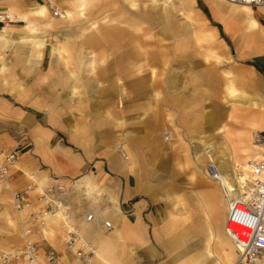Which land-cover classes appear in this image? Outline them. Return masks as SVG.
Segmentation results:
<instances>
[{"label": "crops", "instance_id": "0c3cea01", "mask_svg": "<svg viewBox=\"0 0 264 264\" xmlns=\"http://www.w3.org/2000/svg\"><path fill=\"white\" fill-rule=\"evenodd\" d=\"M194 2L206 21L201 30L212 32L213 47L219 46L216 60L206 59L208 42H198L193 34L196 45L205 42L203 60L173 59L177 71L164 69L162 62L158 81L152 76L158 58L144 57L151 69H144L147 87L142 89L126 88L142 74L133 65L127 72L103 66L91 79L107 83L95 88L83 82L79 91L73 70L66 68L64 76L50 65L44 70V55L29 54L30 40L22 38L29 16L23 15L38 1L0 0V9L13 16L0 25L6 29L0 39V146L21 147L8 185L22 189L30 174L40 185L58 176L67 190L64 220L51 217L39 226L33 213L45 205L36 192L31 206L19 213L23 231L32 228L40 264H48V250L57 264H82L63 241L68 228L86 242L89 264H211L217 259L226 264L233 250L225 232L228 200L216 182L201 175V165L210 157L218 164L223 155L234 161L233 142L251 139L254 131L264 133V9L251 8L259 23L251 32L229 15L232 5ZM189 41L178 40L176 48L181 51ZM133 63L138 65V58ZM63 94L67 97L59 100ZM73 94L103 97L75 101L69 98ZM208 148L211 156L204 154ZM84 177L91 188L80 182ZM88 213L95 219L86 220ZM104 220H110L109 228ZM210 230L224 237L226 252L216 242L206 247ZM202 256L213 258L198 263Z\"/></svg>", "mask_w": 264, "mask_h": 264}, {"label": "rangeland", "instance_id": "374dc122", "mask_svg": "<svg viewBox=\"0 0 264 264\" xmlns=\"http://www.w3.org/2000/svg\"><path fill=\"white\" fill-rule=\"evenodd\" d=\"M36 1L46 5L48 7V12L46 16H29L24 22L25 31L23 32L24 35L22 38L30 40L29 44L31 45L29 47V54L32 57L37 54L39 56L42 54L44 55V70L50 65L54 71L56 70L59 74H62V76L65 75L63 73L66 68H68L70 72L73 70V73L70 75L74 78L71 80L74 84L73 87L76 88L78 86L79 91H82L83 82L85 85H93L95 88L103 86L106 81L102 78L98 80L91 78L99 68L103 66L107 67L108 65L117 72L119 70H124L126 72L131 71L130 66L133 65L134 71L136 73L141 72L142 74H138L133 80H128L126 82V88L141 87L142 89L144 85L142 79H144L143 76L145 74L143 71L146 69L148 72L151 69H147V66L145 67L147 64L144 58L145 52L154 54V56L158 58V62L152 65L154 67V73L152 75L153 80L158 81H161V72L163 70L162 62L165 64L164 69L167 70L170 67V70L177 71V61H173V59H180L184 62L185 60H193V57H197V59L203 60L201 52H204L202 47L205 45V42L196 45L192 40H194L193 28L194 30L197 29L199 24L203 26V23L206 21L202 14L199 12L196 13L197 5L194 0H55L54 9H51L45 0ZM187 1H190V6L185 5ZM132 2L136 4L132 5ZM260 8L264 9V7ZM57 10H62L63 16L56 17V15H59L57 14ZM138 14L143 15H139L136 18ZM188 14L194 21L187 17ZM114 18L119 20L118 24L122 25L123 28H128L138 34L139 39L130 45L133 47L134 51H136L137 55H126L121 58V56L118 55L120 52L125 54L129 46H124L120 48L121 51H119V49L113 48L112 43L108 41V39H104L101 32L106 28H111V22ZM130 18L137 21L136 27H139L138 29L129 26ZM195 24L197 27H194ZM32 27H37L35 32L30 31ZM183 39H190V45L180 51L176 46L178 40ZM39 41L42 43L41 46H38ZM101 42H105L106 47L103 45L97 46V44ZM58 46L63 47L64 51H62V53L59 52ZM215 53L217 54V51H215ZM136 58H138V65L133 63ZM212 60L216 59L212 58ZM31 65H33V63H31ZM64 81L65 79L61 84L63 87L66 86V82L64 83ZM145 87H147V85L143 86V88ZM116 88L120 90L124 89V87L119 86V84H117ZM72 96L75 101L80 97H89L90 102L97 101L103 97L101 95L92 94H73L69 96V98H72ZM66 97L67 96L64 94L58 96L59 100ZM222 130L220 132H222ZM251 141L252 137L248 139V142ZM167 142H172L170 134ZM234 143L235 142H233V144ZM210 151V148L205 149L204 154L211 156ZM248 155H251V151L245 154H238L234 162L237 164L242 163L246 158L251 159ZM228 158V156L223 155L218 164L213 161L217 169L222 171L221 173L223 175L229 173L230 163ZM196 159L197 158L194 157V160ZM210 159L213 160L212 157H210ZM207 162L201 165V175L216 182L219 187L225 191L226 187L223 185L222 179L209 178L205 174L204 167ZM185 181L188 183L190 179L185 177ZM10 189L9 185L0 187V251L22 246V235L24 231L19 217L21 211L15 210L12 206L10 202ZM184 193L187 195L190 191ZM183 203H185V201ZM222 241L216 243L220 246L221 250L225 251L226 241L224 237ZM233 251L235 254L232 258V262L236 256L234 244ZM211 258L213 257L202 256L200 258L201 260H198V263H201V261L204 262L205 260L207 261V259ZM219 260L220 259H217L211 264H218Z\"/></svg>", "mask_w": 264, "mask_h": 264}, {"label": "built area", "instance_id": "2783aa9c", "mask_svg": "<svg viewBox=\"0 0 264 264\" xmlns=\"http://www.w3.org/2000/svg\"><path fill=\"white\" fill-rule=\"evenodd\" d=\"M54 9L52 0H45ZM231 3L246 4L251 8L264 6V0H227ZM10 16L0 9V25L10 22ZM165 140L169 134L164 133ZM252 142L264 151V133L254 131ZM125 157L122 148L119 147ZM21 153L19 145L14 147L0 146V186L9 183L12 168L18 163ZM205 174L218 179V169L211 160L204 167ZM239 195L232 196L226 189L224 195L228 200V211L225 221V232L236 247V258L232 264H264V156L250 162L249 177L239 184ZM10 202L15 210L21 211L31 206V195L36 192L38 200L45 207L33 213L37 224L44 227L51 217L66 218L65 203L67 190L60 177L52 176L40 185L34 175H29V182L22 189H10ZM95 219L93 213L86 215V220ZM106 228L111 226L110 220H104ZM62 226H66L63 222ZM32 228H26L22 235V246L0 251V264H40L39 249L31 239ZM66 247L73 252L82 264L91 262V251L86 250V242L79 238L74 228H68L63 236ZM48 264H57L58 257L52 250L44 253Z\"/></svg>", "mask_w": 264, "mask_h": 264}, {"label": "bare ground", "instance_id": "6f19581e", "mask_svg": "<svg viewBox=\"0 0 264 264\" xmlns=\"http://www.w3.org/2000/svg\"><path fill=\"white\" fill-rule=\"evenodd\" d=\"M212 1L218 3V8H223V6H225V4L232 5L233 8L231 10H229V11H227V10L226 11L229 13V15H231V17L238 18L240 23L243 26H245V28L248 29L249 31L254 32L256 30V28H258L257 26L259 25V23H257V21L252 16V9H251L250 6H248L246 4L231 3V2H228L227 0H212ZM79 3H81V2H79ZM52 4L55 6V0H52ZM135 4L136 3L132 2V5H135ZM190 4H191L190 1H187L185 5L186 6H190ZM239 5H242V6H239ZM48 6L51 7L49 5V3H48ZM261 7H264V6H261ZM229 8H231V7H229ZM84 10H86V9H84ZM47 12H48V7L46 5H44L42 3H36L34 6L30 7L29 10L26 12V14L23 15V16H25V18H27V16H36V15L46 16ZM7 14L10 16V18H11L10 22H11L13 16L10 13H7ZM57 14H59V15H56V17L63 16V11L62 10L61 11L57 10ZM139 15L142 16L143 14H138L136 16V18ZM144 15H145V13H144ZM187 17L190 18L191 20H193L189 14L187 15ZM118 21H119L118 19H115V18L112 19L111 28H106V29L102 30L101 33H102L104 39H108V41H110L112 43L113 48L119 49V51H121L120 48H123L124 46H129V49H126L125 54L124 53L122 54V52H120V54L118 56H121V58H123L126 55H129V56L137 55L136 51H134L133 47L130 46V45H132V43L134 41L136 42V40L139 39L138 34L136 32H134V31H131L128 28L127 29L123 28L122 25L118 24ZM7 23H9V22H7ZM7 23H3L2 25L7 24ZM129 26H133L134 28H137V29L139 28V27H136L137 26V21L136 20H132V18H130ZM36 28L37 27H32L30 31L31 32H35ZM202 28H203V26H201L199 24V27L194 30L193 34H194V36H195V38H196V40L198 42H200V41H207L208 42L209 46H208V49L206 50V53H205L206 59H209L210 57L211 58L212 57L216 58L218 55L215 53V51H218L219 46L213 47V45H215V43H217L216 40H215V36L213 35L212 32L202 31L201 30ZM5 32H6V29L0 30V39H3V36L5 35ZM39 42H38V46H41L42 43L41 42L39 43ZM58 50H59L60 53H62V51H64L63 47H61V46H58ZM145 57H146V59L150 60V57H152V54L149 53V52H145ZM143 72H145V71H143ZM143 86H142V88H143ZM221 130H222V128L220 129V131ZM233 146H234V151L236 153L235 155H238V154H241V153L245 154L248 151H251V155H248V157L251 158V159H247L246 158V159H244V161L242 163H237L236 164L234 161H232V159L228 158V161L230 163L229 173L227 175H223L221 173L222 171L220 169H218L219 170L218 171L219 172L218 178L222 179V183L226 187V189H230L231 190V195L232 196H238L239 195V187H238L239 184H241L243 182H246L247 178L249 177L250 162L252 160L258 159L262 155H264V151H262L259 147L253 145L252 141L248 142V139H240L239 138L233 144ZM80 182L82 184L90 185L89 186L90 188L92 187V185H91L92 182L87 177H84ZM8 184L9 183L5 184L4 186H6ZM0 187H3V186H0ZM222 240H223L222 235H220L219 233H214L213 231L210 230V235H209V238H208L207 246L209 245L210 241L220 242ZM224 252H226V249H225ZM234 254H235V252L233 250H232V252H231V249H230V251H228V254H226V264H232L233 263L232 262V258L234 256ZM218 264H225V262L223 263L221 260H219Z\"/></svg>", "mask_w": 264, "mask_h": 264}]
</instances>
